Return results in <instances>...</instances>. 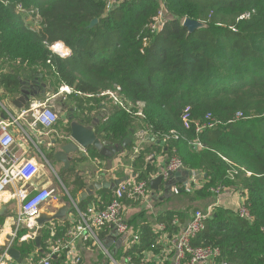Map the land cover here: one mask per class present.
<instances>
[{
    "label": "trees",
    "instance_id": "obj_1",
    "mask_svg": "<svg viewBox=\"0 0 264 264\" xmlns=\"http://www.w3.org/2000/svg\"><path fill=\"white\" fill-rule=\"evenodd\" d=\"M108 1L0 0V90L14 102L36 88L40 93L28 106L35 99H45L42 84L53 94L62 86L69 87L74 92L69 99L80 106L72 115L81 111L78 120L84 125L98 119L96 133L104 144L116 146L130 140L120 155L131 153L125 161L138 181L149 182L160 172L147 161L149 156L161 155L168 162L176 155L185 170L200 174L206 182L186 194L192 201L210 196L217 201L210 189L218 186L240 192V207L248 208L251 221L218 205L193 244L220 249L217 264H264V0H127L106 14ZM161 2L168 20L159 34L150 35L148 27ZM19 6L26 12H20ZM31 10L41 17L36 30L31 27ZM248 14V19H242ZM187 19L205 26L190 34L183 25ZM94 20L97 24L90 27ZM145 37L149 39L146 47ZM60 40L71 49L65 59L50 50ZM116 87L122 89L125 107L106 110L100 95ZM85 99L90 103L86 109ZM187 107L193 121L189 129L182 122ZM237 113L243 117L236 120ZM208 114L219 125L197 134L195 123L205 122ZM65 130L70 132V124ZM139 131L146 132L148 145L138 146L135 136ZM197 138L204 149L193 148ZM87 153L62 170L61 182L75 201L96 179L94 172L82 173L79 167L89 160L109 161L94 148ZM230 164L238 169L232 181L227 178ZM124 172L121 168L120 179ZM101 174L106 175L105 180L111 179L108 173ZM164 183L158 192L149 187L156 197L147 202L152 212L142 209V200L125 201L126 208H140L128 221L139 241L129 249H119L115 257L120 261L130 257L139 262L147 252L159 254L161 247L156 243L163 233L157 231L158 225L165 226L173 237L189 224L192 211L173 206L153 210L171 202L167 196H159ZM177 184L183 187L180 180ZM111 197V191L100 190L77 205L81 210L92 204L105 208ZM61 198L68 201L64 193ZM72 227L68 219L46 224L40 247L33 241L20 242L26 230H19L13 248L25 264H39L51 246L67 238ZM112 231L106 225L97 236L106 243ZM88 244L96 248L93 242ZM50 260L52 264H71L67 250Z\"/></svg>",
    "mask_w": 264,
    "mask_h": 264
},
{
    "label": "built area",
    "instance_id": "obj_2",
    "mask_svg": "<svg viewBox=\"0 0 264 264\" xmlns=\"http://www.w3.org/2000/svg\"><path fill=\"white\" fill-rule=\"evenodd\" d=\"M124 1L125 0H109L105 7V13L108 14L112 12ZM18 10L23 13L26 12L22 6H19ZM28 14L30 15V20L33 22L32 28L34 30L38 29L41 23L39 12L31 10ZM249 17L250 15L248 14L243 16L242 19H248ZM166 22L164 10L161 9L148 27L149 34H159L164 29ZM233 30L236 31L235 29ZM148 42V37H145L143 40L144 47L147 46ZM65 58L67 57L62 59ZM68 88L69 87H66L65 89L68 90ZM70 90L72 92V89ZM121 91L122 89L120 87H116L115 90H108L100 95L101 98H105L102 105L105 104L104 108L106 110L111 106L125 107L120 98ZM43 106L46 108H42ZM37 110L41 111L39 112ZM33 111H37V113L33 114L34 120L31 123L33 127L31 130L38 131L40 127L43 129H51L60 119V112L58 113L54 108L44 103H33L31 109L29 111H23L22 115L25 116L28 113H33ZM242 117V113H237L235 119L238 120ZM15 122L16 120L0 122V197L3 196V192L10 191V200L15 201L17 205L18 231L22 229L26 230V233L20 238V242H28L34 241L37 237V219L40 214V209H42L47 202L55 200L58 192L54 187H42L41 189L30 191L22 186V184L32 183L38 176L39 165L28 152L20 154L15 151L14 146L16 144V139L14 134L10 131V127L14 125ZM182 122L186 129L191 128L193 121L190 107L185 109ZM218 125L219 121H217L212 114H208L205 118V122L195 123V130L197 134H202L206 129L214 128ZM192 145L195 150L204 149V145L198 138L194 140ZM150 159L151 158H147V161H150ZM230 166L231 169L228 171L227 178L232 181L238 174V169L234 164H230ZM184 169L182 160L175 155L161 167L157 176L162 175L164 181H167L171 174L180 172V170ZM156 177H152L151 179ZM202 179L200 174L192 172L190 177L184 181L183 187L173 188L172 193L174 195L191 194L195 189L201 187ZM149 184L150 181H138L135 178L126 180L112 192L111 201L105 208H98L96 205L92 204L89 205L87 209L81 210L77 204L74 203L77 218L73 223L72 229L68 232L67 238L58 241L56 245L52 246L50 257L67 250V257L69 258L73 253V246L77 242L82 244L93 242L105 258L109 260V264H165L167 258L164 257V254L167 251L174 252L173 264H217V260L221 257L220 249L196 247L193 242L204 230L205 223L210 218L213 209L220 205L219 197L225 191L224 186L210 189V192L216 196L217 201L205 210H195L189 224L180 235L170 237L166 233L165 226L158 225L157 231L163 233V236H161L156 243V246H161L162 248L160 254L147 252L139 262H134L130 257L125 261L116 260V255L114 256L111 249L107 248L106 244L100 241L97 232L104 226L110 225L116 236L122 240L121 248L125 246L126 249H129L133 244H137L139 235L134 232L124 217L125 201L149 200L152 194L148 191ZM235 213L241 219L251 221L250 211L243 204ZM16 237L17 234L14 235L11 245ZM10 247L11 246H9L8 250ZM50 257L42 260L39 264H52ZM5 258L10 260V262H14L8 255V251L1 261ZM81 262V258L76 255L71 258L70 263L81 264Z\"/></svg>",
    "mask_w": 264,
    "mask_h": 264
},
{
    "label": "crops",
    "instance_id": "obj_3",
    "mask_svg": "<svg viewBox=\"0 0 264 264\" xmlns=\"http://www.w3.org/2000/svg\"><path fill=\"white\" fill-rule=\"evenodd\" d=\"M37 89L34 88V90H30L28 93L30 94L31 98H36V94H37ZM44 90V88H43ZM48 90H50V87H46V93H48ZM43 93V92H42ZM45 93V95H46ZM36 97H35V96ZM67 99V98H66ZM36 100V99H35ZM68 100V99H67ZM34 101V100H33ZM90 105V103H88ZM73 109L70 110V113L68 112L67 114H60V119L58 121V123L53 126L51 129H43V128H38V131L34 132L35 136H38L45 140V139H54L56 137H63L67 135L66 132V122L69 120V118L71 116H75L76 114L72 115ZM65 111H63L64 113ZM75 113V112H74ZM21 113L20 111L12 104V101L7 97L6 93L3 90H0V121H11L13 120V117H15L16 119H19L18 123H15L14 125H12L11 127V131L14 134L15 138H16V144L14 146V149L16 152L18 153H24V152H28L30 156H32L33 151H32V147H33V142L31 140H29L27 138V136L25 135V131L29 130L28 129V124H30V120L32 122V119L30 117H21L20 116ZM35 138V137H34ZM136 142L139 146L140 143V138L136 135L135 136ZM145 140H148V136L145 137ZM38 141L41 142V140L38 138ZM143 144V141H142ZM146 145H148L149 143H145ZM143 146H146V145ZM141 146V147H143ZM140 147V146H139ZM139 149V148H138ZM137 152V150L135 151ZM31 153V154H30ZM125 153L126 155L129 154L131 155V153L128 152H124L122 153V155H118L117 158L115 160H111V161H92L89 160L88 164H87V169L84 168L82 169V173L86 172L85 170H88L87 172L89 173V171L96 173V175H98V177H100V174L103 173V171L110 169V171H107L106 173H108L109 176H111V179H120L122 176H119L118 173L120 171L121 168H123L125 170V174L123 175V178H128V179H132L135 178L136 176L135 174H133L132 169L130 168V166L128 165V162L125 161ZM86 155L88 156V153L86 151ZM154 161H156L158 164H160V166H164L167 161L161 156V155H157V158L154 159ZM162 164V165H161ZM128 166V167H127ZM98 173V174H97ZM106 177V175H105ZM178 180H180V182H183L186 180L184 177H180L178 179L173 180L174 182V187L178 186L177 182ZM164 183V181H163ZM22 186L30 191H34L35 189H41L42 187H50L53 186L50 177H48V175L46 174H38V176L33 180L32 183H26V184H22ZM33 186V187H32ZM151 192H154L151 190ZM229 193L230 195H233L232 197H227L225 195V200H223L220 203V205L225 206L226 208L232 209L228 203L229 199H233V198H238L239 202H241L240 200H243L240 192H235L233 189H226L224 191L223 194ZM155 194H151V198L152 196ZM159 196H167L164 189L159 193ZM174 196V200H171V202L168 204L166 203L164 206H158L157 208L154 207L155 211H163L165 210V208H169V207H177L176 209L178 210H186L189 212H194L193 210L196 208H200L203 207L204 209L208 208L209 206H212L214 204L213 199L210 200L209 197H203L197 199L196 201H192V199H190V201H188L189 197L186 194H181V195H173L171 194V197ZM171 197H169L171 199ZM173 199V197H172ZM59 200H62V198H57L54 201H50L47 205H45L43 208H51L52 206L56 205L57 202ZM220 201V200H219ZM148 200H142L141 206L142 207H146L147 209H150V207L147 205ZM216 202V201H215ZM150 203V202H149ZM169 206V207H168ZM42 208V209H43ZM125 209L127 211L130 212H134L136 214H138L140 212L137 211V209H139L138 207H129ZM152 209V208H151ZM192 209V210H191ZM125 214V213H124ZM69 215V214H68ZM67 218L72 224L74 223L76 217V213L75 216L72 218ZM191 215V213L189 214V216ZM17 205L15 201H10L9 196L7 194H4L3 196L0 197V261L3 259V257L5 256L6 252L8 251L9 246H11L10 248H13V244L11 245V242L14 238L15 233L17 234L18 232V222L17 221ZM188 216V217H189ZM129 218V217H128ZM126 218L128 221L129 219ZM131 218V217H130ZM189 219V218H188ZM52 224V223H51ZM113 237H116L115 241L113 240ZM121 239L118 238L116 236V234L114 233V230L111 232V235L109 237V239L107 240L108 243L112 242V246L111 249L112 250H116L117 252L119 251V249L121 248V246H118V243L121 242ZM29 242V241H28ZM52 248V246H51ZM51 248H49V253L50 254V250H52ZM73 253L69 256V258L67 257L68 261H71V258L74 256H78L81 258V264H102L103 262L100 261V250L96 247L91 246L90 244H82L77 242L74 246H73ZM61 254V253H59ZM21 256V255H20ZM22 258V257H21ZM166 259V258H165ZM167 261V259H166ZM168 261L172 262V258L169 257ZM27 262V261H26ZM30 262V261H29ZM16 264H18V262L15 261Z\"/></svg>",
    "mask_w": 264,
    "mask_h": 264
},
{
    "label": "water",
    "instance_id": "obj_4",
    "mask_svg": "<svg viewBox=\"0 0 264 264\" xmlns=\"http://www.w3.org/2000/svg\"><path fill=\"white\" fill-rule=\"evenodd\" d=\"M97 24V20H94L90 27H93ZM184 27L187 28L188 32L190 34L194 33L197 30H200L204 28V24H202L199 21L194 20H185L184 21ZM70 56V55H69ZM68 57V56H67ZM34 84L36 86L39 85L38 81H35ZM42 87L44 88L43 93H46V85L42 84ZM31 90V89H30ZM29 90V91H30ZM34 90V88H32ZM29 91H26L24 97H20L16 101L12 102V104L18 109H23L26 104L30 101V99H34L30 97ZM37 94L39 95L40 91L36 90ZM35 96V95H34ZM35 96V97H36ZM99 123V120H94L90 125H84L79 120L70 119V132L63 137H58L60 140H63L59 145H56L57 141L54 142L56 145V152H54V158L56 162L62 163L64 165V170H67L71 167L72 162L75 158L79 157V154L81 157H87L86 151L89 148L96 149L99 154L108 159L109 161L114 160V158L123 152L127 145L130 143V140H124L121 145L116 146H107L104 144L97 136L96 133V126ZM66 141V142H65ZM106 171H110L107 169ZM98 174V173H97ZM192 172L188 170H183L181 172H177L175 174H172L170 179L164 183V191L167 195V197H171V191L174 187V179L184 177L186 180L190 177ZM79 175V173H78ZM96 179L89 184L88 188L82 192L76 203H82L86 201L89 197L93 196L95 192H98L100 190H108V191H115L120 184L128 180V178H122V179H110L109 181L105 180V174H102V177H98L96 173H94ZM164 178L162 175L157 176L154 179L150 180V188L154 192H158L160 190L161 185L163 184ZM73 202L71 199H68V201L59 200L56 205L52 206L51 208H43L40 212V215L37 219V225H38V231H37V237L35 239V243L37 247L41 246V235L43 228L46 224L53 223L55 221H64L67 218L68 213L72 210ZM116 237H113L112 241H115ZM118 243V246L122 245V240ZM107 248L111 249L112 242L105 243ZM112 254L115 256L117 251L111 249ZM8 255L15 260L16 262L20 264H25V260L21 258L20 253L14 249L10 248L8 250Z\"/></svg>",
    "mask_w": 264,
    "mask_h": 264
},
{
    "label": "rangeland",
    "instance_id": "obj_5",
    "mask_svg": "<svg viewBox=\"0 0 264 264\" xmlns=\"http://www.w3.org/2000/svg\"><path fill=\"white\" fill-rule=\"evenodd\" d=\"M127 0H125L124 2H126ZM123 2V3H124ZM123 3H121V4H123ZM120 4V5H121ZM161 9H163L164 10V13H165V16H166V20H168V14H167V11H166V9H165V6H164V4L161 2V4H160V9L158 10V12L161 10ZM157 12V13H158ZM156 13V14H157ZM156 16V15H155ZM154 16V17H155ZM153 17V18H154ZM152 18V19H153ZM190 20V19H189ZM31 23V22H30ZM166 25V24H165ZM31 27H33V22L31 23ZM164 28H165V26H164ZM66 87H60L59 88V90H58V93L57 94H53L50 90H48V93H46V95H45V99L44 100H34V101H32V102H30V104L27 106V104H26V106L23 108V109H21V110H19L20 111V113H21V117H24L23 115H22V112L23 111H29L30 109H31V106L33 105V103H44V104H46L47 106H51L52 108H54L55 109V111H57L58 113L60 112V114L62 115V114H67L68 112L70 113V110L71 109H75L76 110V108H79L80 106H77V104L75 103V101L73 100H70L69 99V95L70 94H73L74 92L72 91L71 92V90L68 88V90H66L65 89ZM68 100H67V99ZM19 99V98H18ZM89 102H87V99H85L84 100V103H83V107L86 109V108H89L90 107V105L88 104ZM42 108H46L45 106H43ZM81 109V108H80ZM37 111H41V110H37ZM37 111H33V113H28V114H26L25 116L27 117H30L31 119H32V122H33V120H34V117H33V114L34 113H37ZM63 111H65L64 113H63ZM74 111V110H73ZM75 120H78L81 116H82V112L81 111H79V110H77V111H75ZM103 115H101V116H105L106 115V113H102ZM139 114H141V113H138V115ZM73 117V118H74ZM13 120H16V122L15 123H18L19 122V119H16L15 117H13ZM7 121V120H6ZM80 121V120H79ZM0 122H5V121H0ZM31 120H30V124H28V129L29 130H26L25 131V135L27 136V138L29 139V140H31L32 142H33V147H32V151H33V154H32V158H34L35 160H36V162L38 163V165H39V173L38 174H40V173H42V174H47L48 175V177H50V179H51V182H52V185L53 186H50V187H54V188H56L57 189V192H58V195H57V198H61L62 197V195H63V193L64 194H66V196L68 197V199H71L72 200V202H73V206H72V210L68 213L69 215H68V218L70 219V218H72V217H74L75 216V208H74V203L75 204H77L76 203V201L75 200H73L71 197H70V195L68 194V192H67V190L65 189V186H64V184L61 182V177H62V170H64V168H63V166L59 163V162H55L54 160H52L50 157L49 158H47V156L45 155L46 154V152H44V150H45V148L44 147H42V144L44 143V142H46L47 143V145H50V140L49 139H43L42 138V136H41V138L40 137H38V136H35V133L34 132H36L35 130H31V128H33L32 126H31ZM196 123H202V122H196ZM68 124H70V121L68 120L67 122H66V125H68ZM195 126V125H194ZM145 133L146 132H144V131H139V133L137 134V136L140 138V143H139V146L141 147V146H143L145 143H146V140H145ZM35 137V138H34ZM38 138L41 140V142L40 141H38ZM149 138V137H148ZM142 141H143V144H142ZM146 145V144H145ZM57 150H56V148H54L53 149V152H56ZM44 155H43V154ZM31 154V153H30ZM125 155H126V153H125ZM117 158V157H116ZM115 158V159H116ZM149 158H151L150 159V163H151V165L152 166H156L159 170L161 169V167L162 166H160V164H158L156 161H154V159H155V156H153V155H151V156H149ZM114 159V160H115ZM162 165V164H161ZM84 168H86L87 169V165L85 164V165H81L80 167H79V170L80 171H82V169H84ZM185 170V169H184ZM181 171H183V170H180V172ZM105 172H107L106 170L105 171H103V173H105ZM175 173H177V172H175ZM175 173H173V174H175ZM172 175V174H171ZM171 177V176H170ZM170 179V178H169ZM168 179V180H169ZM178 179V178H177ZM167 180V181H168ZM175 180V179H174ZM164 182H166V181H164ZM205 181H201V187L200 188H198L197 190H199V189H201L202 187H203V185H205ZM175 187H178V186H175ZM175 187H173V188H175ZM44 188H48V186H46V187H44ZM172 188V189H173ZM226 189H228V187H226L225 186V190ZM35 190H37V189H35ZM34 190V191H35ZM4 194H7L8 196H9V199H10V191H7V192H3L2 193V195H4ZM171 194H173L172 193V191H171ZM174 195V194H173ZM225 195H226V198L229 196V197H232L233 195H230L229 193H226V194H222L220 197H219V203L222 201V203H223V200H225V199H223V198H225ZM172 197H173V199H172ZM171 197V200H174V196H172ZM189 198V200L188 201H190V196H188ZM211 197V199L210 200H212V199H214L213 198V196H210ZM234 197V196H233ZM56 198V199H57ZM55 199V200H56ZM201 200V199H200ZM10 201H13V200H10ZM52 201H54V200H52ZM241 201V200H240ZM50 202V201H49ZM49 202H47L45 205H47ZM213 202L215 203V199L213 200ZM222 203H220V204H222ZM227 204H229L230 205V207L232 208L233 207V211H238L239 210V208H240V205H241V202H239V200H238V198H233V199H229L228 200V203ZM44 205V206H45ZM43 206V207H44ZM78 206V205H77ZM42 207V208H43ZM139 208V207H138ZM146 207H142V209H145ZM200 210L201 209H204L203 207H200L199 208ZM198 208H196V209H194L193 211H195V210H199ZM140 210V208L139 209H137V211H139ZM151 210V209H150ZM192 210V209H191ZM42 211V209H40V212ZM39 212V213H40ZM150 212H152V210L150 211ZM124 217H125V219L126 218H128V219H131L133 216H135V215H137L136 213H134V212H130V211H127L125 208H124ZM139 214V213H138ZM40 215V214H39ZM131 217V218H130ZM16 218H17V216H16ZM127 220V219H126ZM127 222H128V220H127ZM18 226V225H17ZM38 231V230H37ZM16 234V233H15ZM163 236V235H162ZM17 238V237H16ZM36 239V238H35ZM15 241V240H14ZM33 242H35V240L33 241ZM14 243V242H13ZM161 247V246H160ZM161 251H162V248H161ZM161 251L159 252V254L161 253ZM173 254H174V252H171V251H167L165 254H164V257H166L167 259L169 258V257H171V258H174V256H173ZM50 257V254L45 258V259H47V258H49ZM100 260H102V262H103V264H109V260L107 259V258H105V257H100L99 258ZM116 260H118L119 261V259H117L116 258ZM107 261V262H106ZM69 262H71V261H69ZM1 264H15V260H14V262L12 261V262H10V260H8V259H4L3 261H1ZM165 264H170V261H167V262H165Z\"/></svg>",
    "mask_w": 264,
    "mask_h": 264
},
{
    "label": "flooded vegetation",
    "instance_id": "obj_6",
    "mask_svg": "<svg viewBox=\"0 0 264 264\" xmlns=\"http://www.w3.org/2000/svg\"><path fill=\"white\" fill-rule=\"evenodd\" d=\"M55 141H57V143H56V145H59V144H61L62 142H64L63 140H60L58 137H56V138H54V139H50V145H47V143L46 142H44L43 144H42V147H44L45 148V150H44V152H46V156H47V158H51L52 160H54L55 162H56V160H55V158H54V152H53V149L54 148H56V145L54 144V142ZM66 142V141H65ZM43 154V153H42ZM43 154V155H44ZM80 154H81V152H80ZM80 154H79V157H81L80 156ZM57 163V162H56ZM62 166H63V168H64V165L62 164V163H60ZM101 176L100 177H102V174H100ZM99 177V178H100Z\"/></svg>",
    "mask_w": 264,
    "mask_h": 264
},
{
    "label": "clouds",
    "instance_id": "obj_7",
    "mask_svg": "<svg viewBox=\"0 0 264 264\" xmlns=\"http://www.w3.org/2000/svg\"><path fill=\"white\" fill-rule=\"evenodd\" d=\"M51 51L58 53L61 58L67 57L71 54V49L66 47L62 40L53 44L51 46Z\"/></svg>",
    "mask_w": 264,
    "mask_h": 264
},
{
    "label": "bare ground",
    "instance_id": "obj_8",
    "mask_svg": "<svg viewBox=\"0 0 264 264\" xmlns=\"http://www.w3.org/2000/svg\"><path fill=\"white\" fill-rule=\"evenodd\" d=\"M55 126V125H54ZM12 127V126H11ZM11 127H10V131H11ZM12 132V131H11ZM68 134V133H67ZM16 139V138H15ZM156 158V157H155ZM149 187H150V184H149ZM149 187H148V191H149ZM150 192V191H149ZM17 223V221H16Z\"/></svg>",
    "mask_w": 264,
    "mask_h": 264
}]
</instances>
